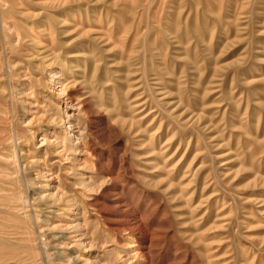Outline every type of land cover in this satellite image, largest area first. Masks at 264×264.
I'll use <instances>...</instances> for the list:
<instances>
[{"label":"rangeland","instance_id":"rangeland-1","mask_svg":"<svg viewBox=\"0 0 264 264\" xmlns=\"http://www.w3.org/2000/svg\"><path fill=\"white\" fill-rule=\"evenodd\" d=\"M0 264H264V0H0Z\"/></svg>","mask_w":264,"mask_h":264},{"label":"bare ground","instance_id":"bare-ground-1","mask_svg":"<svg viewBox=\"0 0 264 264\" xmlns=\"http://www.w3.org/2000/svg\"><path fill=\"white\" fill-rule=\"evenodd\" d=\"M73 137V136H72ZM124 215V217L126 216V214H123ZM124 227L125 228H127L128 229V231H130L129 229H130V227H129V224H126V225H124ZM137 240H138V238H137ZM138 243L140 244V247H141V250H143L144 249V247H143V243H142V241H138ZM140 253H142V252H140Z\"/></svg>","mask_w":264,"mask_h":264}]
</instances>
